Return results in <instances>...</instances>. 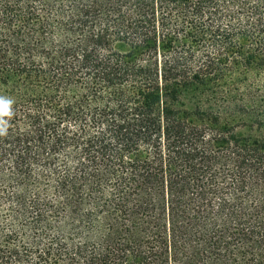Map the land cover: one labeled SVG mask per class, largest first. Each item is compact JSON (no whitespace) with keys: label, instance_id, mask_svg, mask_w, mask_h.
<instances>
[{"label":"trees","instance_id":"16d2710c","mask_svg":"<svg viewBox=\"0 0 264 264\" xmlns=\"http://www.w3.org/2000/svg\"><path fill=\"white\" fill-rule=\"evenodd\" d=\"M0 264H264V0H0Z\"/></svg>","mask_w":264,"mask_h":264},{"label":"clouds","instance_id":"9594fccd","mask_svg":"<svg viewBox=\"0 0 264 264\" xmlns=\"http://www.w3.org/2000/svg\"><path fill=\"white\" fill-rule=\"evenodd\" d=\"M14 100L8 96H0V136L7 134L8 118L13 115Z\"/></svg>","mask_w":264,"mask_h":264}]
</instances>
